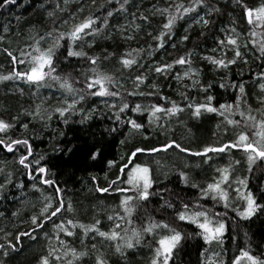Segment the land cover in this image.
<instances>
[{
    "label": "trees",
    "instance_id": "trees-1",
    "mask_svg": "<svg viewBox=\"0 0 264 264\" xmlns=\"http://www.w3.org/2000/svg\"><path fill=\"white\" fill-rule=\"evenodd\" d=\"M192 2L129 0L121 10L123 0H16L15 4L0 7V77H11L0 79V120L11 125L0 132V138L6 143L27 139L32 149L26 161L30 162V168L25 169L19 159L27 155L26 146H14L13 152L0 146V185H4L0 188V244L5 246L0 248V264H40L41 257L49 252L61 257V262L50 258L52 264H66L71 249L87 253L77 264H96L97 257L105 264H151L158 241L172 231L159 227L151 232L144 229L161 223L168 224L182 237L168 264L221 261L232 264L241 249L264 259V207L258 208L250 218H243L238 213L247 203L237 202L251 192L256 204L264 206V159L257 157L250 164L242 148L209 153L211 159L191 154L206 146L229 145L242 132L250 140L257 139L253 121L242 119L238 113L255 117L257 124L264 120V92L259 87L264 80L258 79L264 73L260 51L264 27L249 24L245 15V7L255 9L264 0H204L196 12L176 21L171 34L164 39V47H159L160 41L155 37L168 30L163 29L167 14L161 15L157 9L173 5L171 10L175 13V4L188 6ZM108 11L113 12L111 17L107 16ZM201 13L210 21L207 26L193 19ZM89 17L99 18L93 26L100 29L99 33L85 35L71 44L73 50L82 51L85 56L68 57L66 40L60 41L61 46L56 49L52 75L59 76L60 81L49 76L37 84L15 76L16 72L30 70L32 58L38 54L37 41L40 49L46 50L59 33L70 32L74 25ZM184 36L188 39L184 40ZM229 37L237 45H228ZM219 40H224L225 46H218ZM237 47L240 58H235ZM180 57H187L190 63L176 64ZM207 57L225 59L226 63L235 58L236 62L223 68ZM91 58L96 59L95 65ZM122 58H135L137 63L124 67ZM21 60L23 63H19ZM162 64L172 68L156 73L155 67ZM97 72L113 77L109 91L119 92V96L90 94L87 84ZM185 72L190 74L185 76ZM137 75L145 77L139 87L135 81ZM65 79L72 86V93L60 87ZM240 83L244 84V94L233 86ZM140 92L146 95H129ZM207 96L214 99L209 102ZM73 99L76 104L61 117L55 109L67 107ZM173 102L183 110L175 114L156 113L159 119L153 117L150 122L152 106L171 108ZM122 103L130 107L120 113ZM208 103L218 111L201 109L199 116L193 114L196 105ZM137 104L141 105V111H132ZM221 104L232 108L220 109ZM133 119L142 127L132 128L129 121ZM229 119L240 123L229 124ZM173 141L189 151L181 152L175 147L164 150ZM137 148L145 151L132 156ZM152 148L160 151H148ZM37 160L39 165L35 163ZM136 165L149 169L152 186L147 200H140L127 183V174ZM39 166L46 167L47 173L34 171ZM224 168L229 169V181L221 187L228 192V207L219 196L213 200L211 193L205 195L202 191L220 179L221 172L217 169ZM42 179L55 183L43 184ZM239 180H245L246 186L238 183ZM57 187L60 192L55 190ZM98 188L108 191L101 192ZM129 196L133 198L129 201L130 214L121 203ZM58 200L63 201L64 209L51 220H45L41 215L43 209L49 204L54 208ZM200 210H209L214 223L225 224L220 241L206 244L196 224L179 219L181 212L187 216ZM34 216L43 223L42 228L32 223ZM68 220L77 226L68 224ZM61 224L74 235L66 236L57 227ZM79 225H93L98 231L86 233ZM113 230L119 232L117 240L99 235ZM133 231L140 232L141 239L139 243L133 240V247L127 248L125 239ZM117 245L120 251L116 250ZM65 252H69L67 257Z\"/></svg>",
    "mask_w": 264,
    "mask_h": 264
},
{
    "label": "snow or ice",
    "instance_id": "snow-or-ice-1",
    "mask_svg": "<svg viewBox=\"0 0 264 264\" xmlns=\"http://www.w3.org/2000/svg\"><path fill=\"white\" fill-rule=\"evenodd\" d=\"M204 0H193L191 4L188 6H185L183 3H178L175 4V13L171 10L173 5H170L169 8L165 9H157L158 12L161 13V15L167 14V22L163 24V29L168 30L167 32L161 31L159 36L155 37V39L160 41L159 47L163 48L164 47V39L166 36L171 34V29L176 23L178 19H183L184 16L189 15L193 12H196L197 7L203 5ZM16 0H3L2 4H0V7H4L10 4H15ZM129 0H123V3L121 4V10L124 9V5L128 4ZM211 11V10H210ZM51 15V14H50ZM113 15L112 11L107 12V16L111 17ZM245 15L247 17L248 23L249 24H254L257 27H264V4L261 6L253 9V8H247L245 7ZM141 19L147 21L148 17L146 16H141ZM98 17H89L84 19L82 22L79 24H76L73 26L72 30L68 33H59L58 36L54 38L53 43L46 49V50H41L39 47V41H37V48L36 52L38 53L37 55L33 56L32 58V66L28 72H16L15 76L17 77H22L26 78V80L30 83H37L39 84L40 82L45 80V77H51L53 80L60 81L59 76H54L52 75L55 72V67L53 65V58L56 55V49H58L60 45V41L66 40L69 42L68 45V51H67V56L68 57H81L85 56L86 54L82 51H75L72 49L71 44L75 43L77 41H81L85 35H92L93 33H99L100 29L98 27L94 28L93 26L96 24ZM195 19V17L193 18ZM104 24H107V18L104 19ZM197 23H201L204 26H207L209 24V20L204 18V17H199L198 20H196ZM66 23V22H65ZM7 31V29H5ZM51 36V33L48 34ZM151 35V34H150ZM253 36L256 35L255 32L252 33ZM132 37H128V39H131ZM41 40H44V37L40 38ZM184 40L188 39V36L183 37ZM227 44L228 45H237V41L235 39H232L229 37L227 39ZM218 46H225V41L224 40H219L218 41ZM253 47H255V41H253ZM215 51V49H214ZM260 51H261V56L264 57V42L261 43L260 45ZM11 56L12 54L9 53ZM241 57V52L239 51V48L237 47L235 49V58H240ZM230 59L227 60V63L225 62V59H214L212 57H207L206 59H209L211 63L227 68L229 64H234L236 62V59ZM13 61L15 62V57H13ZM19 63H23V60L19 61ZM91 63L93 65L96 64V59L91 58ZM121 63L124 67H131L133 64H136L137 61L135 58L127 59V58H122ZM176 64L184 65L186 63H190V60L187 57H180L178 60L175 61ZM172 68V65L169 64H162L159 66L155 67V72L158 74L164 73L166 70ZM47 69V71H45ZM95 71V69H93ZM191 71V70H190ZM190 73L185 72L184 75L188 76ZM11 77H0V79H10ZM258 79L264 80V73L258 77ZM135 81L137 82V87H139L140 83H144L145 77L143 75H137L135 77ZM194 83H196L194 81ZM113 84V77L110 75H106L103 73L97 72L95 74V77L90 80V82L87 84V88L92 96H98V97H105V96H111V97H117L119 96V92L115 91H109V85ZM98 86V90H94ZM234 87L239 88V92L241 94H244L245 92V87L243 83L233 85ZM60 87L64 89L68 93H72L74 90L72 86L69 84V82L65 79L63 82L60 83ZM210 87V85H209ZM221 87H224L222 84ZM260 89L262 92H264V83H260L259 85ZM203 91H207V89H202ZM134 94H139V95H146L143 92L140 93H129V95H134ZM147 95H152V93H147ZM187 98V97H185ZM80 99H83V96L80 97ZM166 99V98H164ZM207 101L211 102L214 98L212 96H207ZM76 100L73 99L70 104H68L67 107H57L55 109L56 112L59 113L61 117L65 115L66 112L69 111V109L73 108L74 105L76 104ZM264 102V101H262ZM112 107H116V104H113ZM129 104L128 103H122V105L119 107V112L123 113L126 109H129ZM188 107H192L191 104L188 105ZM237 109H239V97L237 98V104H236ZM232 105H220V109H225V110H231ZM201 109H205L208 112H217L218 109L213 107L211 103L208 104H198L195 106V111L194 115L199 116L201 113ZM132 111L135 112H140L141 111V105L137 104L134 108L131 109ZM183 109L179 108L174 102L171 108H164L159 105L152 106L151 111L149 113L150 117V122L153 117L156 119H159V117H156V113H165V114H175L177 111H182ZM221 115H224V112L220 113ZM242 119L246 120H252L253 121V126L257 128V131L255 132V136L257 139L255 140H250L249 136L245 133H240L237 140L229 145H222L219 147H213V146H206L203 148L202 151H197L194 153H191L192 155L196 156H203L206 157V159H211L210 156H208L209 153H223L225 152L226 149L228 148H242L245 153L248 154V160L249 163L255 159V158H260L264 159V120H260L258 124L255 122V117H252L251 115H248L245 117V113L240 111L238 113ZM116 119L119 120L120 116L117 115ZM129 123L131 124L132 128L139 129L142 127L141 124L137 123L136 120H130ZM229 124H239L240 121H234L229 119L228 120ZM11 127L10 124L6 123L3 120H0V132H5L7 129ZM24 127H27V125H24ZM17 145H24L27 147V155H21L19 159V163L25 168L29 169L30 168V162L28 161V157L32 155V149L31 146L29 145V141L27 139H13L10 141V143H6L4 139L0 138V146H3L8 152H13L14 151V146ZM175 147L179 149L181 152H188L189 150L182 147L180 144L173 142H170L169 144L164 146V150H167L168 148ZM145 149L142 148H137L135 152L132 153V156H136L137 153H143ZM148 151L151 152H157L160 151V149L157 148H152L149 149ZM95 155H93V158H95ZM43 159V158H41ZM37 165L40 164V161L37 160L35 161ZM111 163V162H110ZM237 163H239L237 161ZM126 167V166H125ZM251 170V169H250ZM34 171H38L41 174H46L47 173V168L44 166H39L37 169ZM121 172L124 171L123 168L120 170ZM218 172H221L220 179L218 181H215L213 183H209L207 185V188L202 190L205 195H208L209 193L212 194V199L215 200L217 199V196H219V199L223 200L225 202V207H228V192L221 187L222 184H227L229 181V169L224 168L223 170L217 169ZM149 169L147 167H140L139 165H136L130 173L127 174V183L132 186L133 189L136 190L138 193V198L140 200H147L149 196V188L152 186V181L149 178ZM183 176L184 174L181 173ZM39 179L40 177H36ZM119 179V178H118ZM41 182L43 184H48V185H53L55 182L49 179H42ZM141 182H142V190H141ZM113 184L116 183V181L112 182ZM238 183L244 184L246 186V181L245 180H239ZM4 185H0V188H3ZM57 192H60L61 190L57 187L55 189ZM118 191H128L129 189H117ZM98 191L101 192H107V188H98ZM235 191L239 192V189H236ZM132 197H126L124 200L121 201V203L125 206V211L128 212L129 214L132 212V208L129 206V201L132 200ZM243 199L247 201V207L244 208L243 211L239 212L238 214L243 217V218H250L252 215L255 214L258 208L264 207L262 205H257L253 195L251 192H248L246 195L243 196ZM185 210H187V205L184 206ZM71 206L69 205V209ZM62 209H64V204L62 200L57 201V206L54 208L49 204L46 205V207L42 211V216L44 217L45 220H51L52 217L57 216L58 213H61ZM201 218H203L201 220ZM109 219H112V217H109ZM179 219L181 221H184L185 219H188L191 223L196 224V226L202 230V236L206 244L211 245L213 241H220V238L223 236L224 231H225V224L223 222H213L212 219L209 218L208 213L206 211H195L191 215H187L184 212H181L179 214ZM32 223L36 225L37 227H43V223L38 220L37 217L32 218ZM68 224L72 225L73 227H76L73 223L72 220L67 221ZM97 224L99 221L96 222ZM58 228H60L61 231L64 232L66 236H72L74 233L67 228L63 227V224L58 225ZM79 227L83 228L85 232L87 233L88 231H98V229L95 228L93 225L85 226V225H79ZM117 228H119V225H116ZM162 228L166 229L169 231H172L171 235H165L163 238H161L158 241L159 247L156 248L155 250V256L151 261V264H168L169 262V257L173 251V249L176 247V245L179 243V241L182 239L181 234L177 231L171 230L169 225L166 223H161V224H150L147 228L144 229L145 232H151L153 228ZM21 235H27V233H22ZM100 236H105L110 240H117L119 237V232L113 230L110 234L104 233V232H99ZM19 236H17V240H19ZM59 239V237H57ZM141 239V233L137 231H133L131 236H128L125 239V245L127 248H132L133 247V240H135L136 243H139ZM61 243H63L61 241ZM9 247H13L11 243L8 245ZM5 246L0 244V248H4ZM95 247V246H93ZM117 251H120V246L117 245ZM7 254V253H5ZM65 257L69 255V252L64 253ZM70 255L71 258L67 259L66 264H77V262L83 258L85 255H87L86 252H77L75 249L70 250ZM215 255L219 256V253H215ZM54 259L56 262H61V257L59 255H54L53 252H49L47 256L41 257L40 264H52V259ZM242 261H247L248 264H264V259L258 258L256 256L251 255L248 251L241 249L240 253L238 256L234 257L232 264H242ZM96 264H105L104 260L100 257L96 258ZM210 264H214V262H210ZM218 264H222L221 262H218Z\"/></svg>",
    "mask_w": 264,
    "mask_h": 264
},
{
    "label": "rangeland",
    "instance_id": "rangeland-1",
    "mask_svg": "<svg viewBox=\"0 0 264 264\" xmlns=\"http://www.w3.org/2000/svg\"><path fill=\"white\" fill-rule=\"evenodd\" d=\"M199 17H204V18H206L207 15H206L205 13L198 14V15H196L195 20H198ZM148 175H149V178L151 179L150 173H148ZM141 185H142V182H141ZM237 202H239V203H243V204L247 203V201H246L245 199H243V198L237 199ZM236 207H237V206H236ZM241 207H242V205H241ZM241 207H240V208H241ZM243 207H244V206H243ZM206 212L208 213L209 218H210V219H213V218H211L212 213H210L209 210L206 211ZM210 214H211V215H210ZM212 217H216V216H212ZM216 218L218 219V218H220V216H218V217H216ZM202 219H203V218H201V220H202ZM112 241H113V240H112Z\"/></svg>",
    "mask_w": 264,
    "mask_h": 264
}]
</instances>
